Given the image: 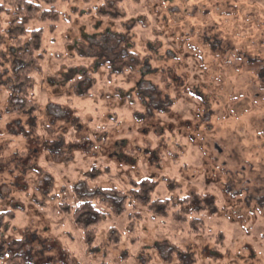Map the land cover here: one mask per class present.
<instances>
[{
    "label": "rangeland",
    "instance_id": "rangeland-1",
    "mask_svg": "<svg viewBox=\"0 0 264 264\" xmlns=\"http://www.w3.org/2000/svg\"><path fill=\"white\" fill-rule=\"evenodd\" d=\"M55 8L57 20L26 27V41L41 33L35 57L43 56L26 101L12 93L17 46L12 19H2L0 264H264V208L255 202L264 178V0ZM79 75L94 84L85 88ZM144 181L154 183L150 203L191 199L186 221L130 197L117 213L101 207L109 218L89 241L61 212L74 211L87 187L130 196ZM209 196L214 205L198 212L197 198L208 205Z\"/></svg>",
    "mask_w": 264,
    "mask_h": 264
},
{
    "label": "trees",
    "instance_id": "trees-1",
    "mask_svg": "<svg viewBox=\"0 0 264 264\" xmlns=\"http://www.w3.org/2000/svg\"><path fill=\"white\" fill-rule=\"evenodd\" d=\"M70 0H0V45L4 43V30L2 28V19L4 16L10 17V25L14 29V37L12 40H15L13 44L17 46L15 52L17 56L18 68L14 76V79L17 80V88L12 93L17 92L22 95L24 100L28 96V91L33 88V82L30 81V74L38 71L39 64L42 59V54L38 58L35 57L38 54L42 47V35L39 32H32L28 41L26 38L27 31L26 27L35 19L47 20L59 18L58 12L55 8V5L58 2L66 3ZM50 6L51 10L41 11V7ZM79 77H81L79 75ZM89 78V77H88ZM85 88H88L89 85L94 84L92 77L87 80L78 78ZM13 97V96H12ZM17 97L16 101H19ZM14 98L11 99L10 104L14 108L18 105L13 104ZM21 108L14 109L15 113L20 112ZM135 185V186H134ZM133 188L129 190V195L118 193L112 190H102L101 192L91 191L88 187L86 188V193L80 196V201L76 205L74 211L68 205H63L61 212L73 217V222L77 229L81 230L87 240L92 241L94 237L97 236L99 228L106 222L109 218L110 213L104 212L101 207L111 209L114 213H117V206L115 203L123 207L125 210V205L127 204L129 198H133L137 205L147 206V211L159 216L161 218H168L170 212H172L171 217L178 222H185L186 217H183L185 213L184 206L186 203H190L191 199H183L182 201L176 203L173 200H156L152 203L149 202L150 192L154 188V183L150 181L144 182H134ZM117 200V201H116ZM181 207V210L177 209ZM131 216H140L138 213ZM200 224V221L195 219L191 221V226L197 229V226ZM8 264H28L26 261L18 258L9 259Z\"/></svg>",
    "mask_w": 264,
    "mask_h": 264
},
{
    "label": "flooded vegetation",
    "instance_id": "flooded-vegetation-1",
    "mask_svg": "<svg viewBox=\"0 0 264 264\" xmlns=\"http://www.w3.org/2000/svg\"><path fill=\"white\" fill-rule=\"evenodd\" d=\"M128 56L129 55L127 54L125 58L128 59L129 58ZM215 146L218 152L222 154L223 150L220 149L219 146H217L216 144ZM257 193H258V199L255 200V202L258 206H261L262 208H264V178L261 179L260 183H257ZM197 202L199 205L198 212L202 210L208 211V209H210L212 204L214 205L210 196L208 197V205L205 203V199H200V197L197 198ZM200 205H202V207Z\"/></svg>",
    "mask_w": 264,
    "mask_h": 264
}]
</instances>
